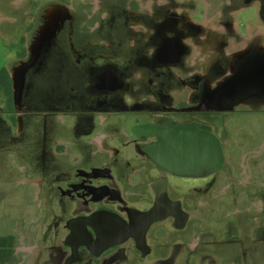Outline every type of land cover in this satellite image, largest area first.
<instances>
[{
    "label": "rangeland",
    "instance_id": "374dc122",
    "mask_svg": "<svg viewBox=\"0 0 264 264\" xmlns=\"http://www.w3.org/2000/svg\"><path fill=\"white\" fill-rule=\"evenodd\" d=\"M102 1L103 6L100 0H0V10L4 13L18 15L20 12L23 16L21 29L23 28L22 35L24 33L28 52L26 51V56L21 63L22 67L36 58L32 66L24 67L19 92L16 89L17 84L13 88L10 86V89L7 83L0 84V92L3 94L0 99V114L6 111L14 115L9 116L8 124L6 126L4 124L0 129V132H8L10 137H0V142H5L10 164L19 170L18 174L26 175L24 180L0 185V236L9 233L10 239L15 240L19 238L20 233L19 247H25L23 256L25 254L31 256V261H27L26 264H50L49 257L55 254V249L52 247L57 243L61 246L60 241L65 231L63 225L72 215L70 213L72 203L62 194L67 190V182L75 178V172L78 166L80 167V163L72 162L65 154L66 140L73 139L70 145L74 146L76 151L73 152L74 154H82L86 159H91V150L95 151V144L100 143V139L96 141L91 138L97 126H100L96 120L97 113H100L102 119L109 116V119L101 124V128L107 131L102 133L107 134L108 137L102 139L103 148L106 149L107 145L112 144L118 149L124 148V152L126 150V154L123 152L115 154L112 151L100 153L107 154L105 162L114 161L120 157L124 159L125 155L129 158L135 152L133 144L137 142L132 141L125 145V139H141L137 132H116L121 129L128 131L130 128L129 125L128 129L124 127L126 125L122 121V115L113 114L118 115L119 118L110 120L109 112L118 110L124 112L123 110L129 106L114 103L113 97L108 98V94H104V100L100 99V71L106 64V59L100 57V32L106 34V39L115 40L114 37L118 31L120 35L127 34L126 22H130L129 18H131L127 6L122 5L119 9L110 4L113 0ZM6 5L9 11L7 7H4ZM248 11L243 16L247 17L254 13L253 10ZM53 15L59 19V23L52 29V38L43 43L37 54L35 45L39 35ZM101 15L106 18L101 21L100 26ZM119 16H121L120 21L117 20ZM39 22L40 27L35 32ZM32 30L34 33H31ZM8 33H13L11 27ZM0 42L6 45L11 41L0 33ZM11 51H14L13 47ZM115 56L117 55L113 54V57ZM115 64L117 66L119 63L115 62ZM11 70L16 72V66H11ZM18 97H21L22 105L15 109L19 111V114L13 105V100ZM100 107L108 113L100 112ZM12 109L13 111H10ZM78 110H86L88 115L83 119L85 122L76 126L78 130H81L82 125V132H71L67 123L72 118L74 121L78 118L71 112ZM53 118H56L58 122V132H45L47 146L44 153L36 152V158L27 160V156H34L35 152L25 143V147L29 149L28 152L25 149L26 153H23L20 139L15 132L22 131L18 129L20 126L24 127V132H30L32 125L37 126L38 119L42 123L46 119V123L54 127ZM42 127L49 129L47 125L42 124ZM127 133L129 136H125ZM88 137L93 140V143L88 146L89 152H83L84 146L81 145L84 142L81 141ZM101 161L104 160L100 157V163ZM227 176L236 179L233 189L227 187ZM244 177L240 175L239 170L224 166L220 172L205 181L198 178L178 177V180L185 185L178 181L177 184L172 182L177 190V192L174 191V195L184 198L185 204L190 209L191 216L187 225L191 231L187 234V242L180 238L184 234L157 232L168 244L170 253L176 249L174 246L182 243L184 251L188 254L185 255V253L183 256L185 260L197 253L199 264H211L207 259H203V256L207 254L213 256V251H208L212 247L210 243H218V247H224L227 240L226 230L229 226H232L231 230L235 231L233 233L235 236H238L242 230L243 236H246L249 243H253L251 236L254 234L256 237H262L264 196L263 199L246 198L245 194L250 190L244 187L246 183ZM220 180L224 182L222 186H217L213 192L206 190L212 183H218ZM200 182H202L201 185L205 184L202 187L206 189L194 190L193 186ZM16 242L18 244V239ZM228 248L232 250L230 258L237 261V264H264V241L252 246L229 245ZM223 251L224 249H217V252L224 255ZM6 255L7 248L0 247L1 262L3 261L1 257ZM215 258L218 259L216 264H230L228 259L221 260L219 254ZM169 264L176 263L169 262Z\"/></svg>",
    "mask_w": 264,
    "mask_h": 264
},
{
    "label": "flooded vegetation",
    "instance_id": "af4514ba",
    "mask_svg": "<svg viewBox=\"0 0 264 264\" xmlns=\"http://www.w3.org/2000/svg\"><path fill=\"white\" fill-rule=\"evenodd\" d=\"M100 3L101 6L104 5L102 0H100ZM110 4L117 6L119 9L122 5L127 6L130 10L129 15L131 14L130 22H126L127 34L120 35L118 31V34L114 37L115 40H109L106 39L104 32H100V57L106 59V64L100 71V99L104 100V94H108V98L113 97L114 103L129 106V108L123 110L124 112L121 110L109 112L111 114L110 120H115L116 117L119 118L118 115H113L119 114L123 117L122 121L126 125L124 127L128 129L127 126H130L128 131L121 129L116 132H140L137 127L144 124L166 127L200 126L220 135L225 152L229 139L221 135L224 123L223 116L231 115L235 108L232 104H227L225 111L210 110L206 111V115H204L201 112L199 100L194 98L197 86L192 85L190 80L186 81L185 73L181 70H187V76L195 80V77L199 78L201 76L195 75L192 77V73L207 72L206 68L210 63L216 62L217 57L225 58L224 48L232 41L238 45L245 41L250 44L251 50L260 45L259 42L263 43L264 0H113ZM249 9L253 10L254 13L249 17L243 16ZM104 18L106 17L100 16V26ZM246 21L251 22L249 31ZM242 23L245 25L244 28H242ZM154 51L155 53L152 55ZM113 54L117 56L113 57ZM115 62L119 64L116 66ZM163 67L176 68V79L181 83L183 90L190 91L189 97L184 101L185 103L183 102L178 106L151 108L150 102H154L156 96L149 91H145V89L148 85L157 86V81L154 79L158 75L157 70ZM218 67L223 71L226 69L224 63H221ZM205 76H209L208 72ZM101 111L108 113L100 107ZM71 112L75 113L78 118L75 121L72 118L67 123L68 126L74 128L75 132H82V125L81 130H78L76 126L85 122L83 119L87 117V111ZM96 115L100 131H94L91 138L96 141L100 139V143L95 144V151L91 152V159H86L82 154H74L70 147V141L66 142L65 154L72 162L80 163V167L78 166L76 169L75 178H71L67 182V190L62 194L72 203L73 207L70 210L72 215L71 218L66 219L63 225L65 231L60 241L61 246L58 243L54 247L51 246L52 249H55V254L49 257L50 264H134L128 255L130 246L138 251L142 257H147L150 254L146 246L149 229L146 232L145 240L142 242V237L138 236L139 226H137L135 235H130L122 240L123 242L100 252L102 246L115 242V239H120L118 236L114 237L116 234H111V232L103 229L100 222L102 212L108 211L119 214L120 211H116L113 206L114 203L119 204V209H123L124 216H122L125 218L123 220L129 219L131 209L135 212L140 211L134 208L130 209L128 200L123 198L119 192L120 188L115 176L112 174V170L108 171V169H112L113 166L117 165L118 159L107 162L101 161L102 163L98 159L100 153H104V151L109 153L114 151L116 154L121 150L117 151L110 144H106V149L103 148L102 139L108 137L107 134L102 133L107 131L101 128V124H104L109 116L106 117L107 119H102L100 113ZM128 115L130 117L127 118ZM201 117H206L207 120L203 121ZM136 118L138 120L134 121ZM138 135L141 136V139H125L124 144L128 145L132 141L137 142L133 144V151L139 154L141 161L143 160L151 167L156 168L159 177L168 175L169 173L160 169L144 151L145 146L158 140L159 136H146L140 133ZM125 136H129L128 133ZM86 139L88 145L93 143L90 137ZM108 143L111 142L108 141ZM247 155L246 153L245 160ZM96 156L97 160L91 166L86 167L84 165L85 162H91ZM239 173L243 177L245 175L244 182L246 183L244 187L250 190V197L263 199L264 182L254 183L253 174L249 171L246 161H244L242 170H239ZM211 176L202 179L207 180ZM226 178L228 189H233L236 179L230 176ZM223 183L220 180L218 183H212L207 189L196 184L193 189L196 191L206 189L213 192L217 186H222ZM104 186L116 189L119 192L120 199L106 195L100 201L101 191L105 189ZM156 188L157 191H161L162 185L157 184L155 190ZM138 196L144 197L145 194L139 192ZM74 220L77 222L71 224L70 222ZM231 227L229 226L226 230V243L252 246L264 241V233L261 238L256 237L254 234V236H251L253 243H249L246 236H243L242 230L238 236H235L233 234L235 231H232ZM141 228L143 227L141 226ZM8 234L0 236V247L7 248V255L1 257L3 261L0 260V264L7 262L12 264V262L22 258L24 253L23 247H19L21 242L20 233L19 238H15V240L10 239ZM229 234L231 235L228 236ZM256 234H259V232H256ZM4 236L7 238H2ZM186 237L185 235L180 236L183 241L187 242ZM16 239H18V244ZM174 248L176 249L173 253L171 252L164 259H158L154 264L176 263L178 257L184 252V247L181 243L174 246ZM213 256L207 254L203 256V259H207L208 263L216 264L217 259ZM232 264H237V261H233Z\"/></svg>",
    "mask_w": 264,
    "mask_h": 264
},
{
    "label": "crops",
    "instance_id": "0c3cea01",
    "mask_svg": "<svg viewBox=\"0 0 264 264\" xmlns=\"http://www.w3.org/2000/svg\"><path fill=\"white\" fill-rule=\"evenodd\" d=\"M4 7H7L6 9L9 11L7 5ZM31 10H33V7H31ZM249 16L250 15H248V17ZM21 17L23 16L20 12L18 15L17 13L10 15V12L8 14L7 12L4 13L3 10H0V33L4 34L6 38L11 41L10 43L7 42L6 45H3L0 42V84L7 83L9 89L10 86L13 88L17 82V72L24 71L20 69L22 67L21 63L26 56V51L28 52L27 45H25L24 33L22 35L23 28L21 29V27L23 22ZM120 19L121 18H118L117 20L120 21ZM246 23L249 31L251 22L246 21ZM252 24H254V22H252ZM241 25L242 28H244V23ZM10 27L13 33H8ZM39 27L40 22L35 32ZM236 27L238 28V25ZM33 30L30 32L34 33ZM259 44L260 45L251 50L250 44L245 41L242 42L241 45L232 41L231 44H228L226 52H235L231 57H217L216 62H214L209 68L210 63L208 68H206L209 76L204 75L199 78L195 77L194 80V78L187 76V70H181V72L185 73V80H190L192 85L195 84L197 86L194 98L199 100L200 109L204 115H206V111L210 110L225 111L227 109V104H232L233 108H235L231 115L223 116L224 123L221 135L224 138L227 137L229 139L225 150V166H228L232 170H242V165L244 161H246L249 171L253 174L255 184L264 182V40L263 43L259 42ZM10 46L13 47L14 51H11L12 47ZM221 63L226 65L225 71L219 69L218 66ZM11 66H16V72L11 70ZM157 72L158 75L154 79L157 81V86L148 85L145 89V91H149L156 96V100L150 102L151 108H158L159 106H178L188 99L190 91L183 90L181 83L177 81L175 73L177 72L176 68L163 67L157 70ZM207 72L204 71L203 73ZM229 72L230 75H225ZM216 81L219 82L213 89L211 84H215ZM2 96L3 94L0 92V99ZM4 99L5 96L3 100ZM13 105L14 109L15 107L21 106V97L14 99ZM10 111H13V109ZM2 112L3 113L0 114V129L4 124L5 126L8 124L9 116H14L11 112ZM137 120L138 119L136 118V121ZM201 120L204 121L207 120V118L201 117ZM46 122V119L43 123L38 119L36 122L38 123L37 126L32 125L29 129L30 132H24V127L21 126L18 129H21L22 131L15 132L20 139V147L23 150V153H26L25 149L28 152V147H32L35 152L34 156H27V160L36 158V152L44 153V149L47 146L45 132H58V122L56 118L52 119L54 127H52V124L49 125ZM42 124L47 125L49 129L46 130L42 127ZM70 129L71 132L75 131L72 127H70ZM96 130L100 131V126H97ZM0 137L5 138L10 136L8 135V132H0ZM237 138L239 140L238 143ZM67 141L72 142L73 139L68 138L66 142ZM81 142H84L81 145L84 146L83 152H89L87 139H82ZM25 143L28 147H25ZM110 145L111 147L116 148L117 151L121 150L118 149L116 145ZM5 146V142H0V185L12 184L16 180H24L26 178L24 173L18 174L19 170L10 164L9 153L6 152ZM70 147L72 152H76L74 146L70 145ZM51 149L54 152V147ZM123 150L124 148L121 152L126 154V150L125 152ZM92 151L93 149L91 152ZM113 152L114 151H112V153ZM245 153L248 154L246 160L244 157ZM125 156L124 159L123 157H120V159L118 158L117 165L113 166L110 170H112V174L116 178L121 196L128 200V206H130V209L134 208L140 212H145L150 209L156 201L157 188L155 190V186L157 184H161L162 186L164 184L169 199L171 201L179 202L181 205L182 213H173V215L158 220L150 226L146 242L150 254L147 257H142L133 247H129L128 255L134 264H154L158 259H164L170 255L168 244L161 239V235H158L157 232H166L167 234L179 233L187 236L191 231L187 225V221L190 220L191 216L190 209L185 204L184 198L174 195V191L177 192V190L173 187V183L175 182L177 184L178 181L182 185L185 184L178 180V177L181 176L168 174L165 177H159L157 169L151 167L147 162L143 160L141 161L139 154L135 152H133L129 158ZM100 157L104 161L107 160V154H101L98 156L99 160ZM96 160L97 156L94 157L91 162H85L84 165L89 167ZM174 176H176V178ZM201 180L205 181L206 179L201 178ZM201 183L202 182H200L198 186L201 187L202 185H205H201ZM139 192H143L145 196H138ZM245 195L246 198H249L250 192ZM113 206L116 208L117 212L120 211L119 214H121V216L124 214L123 209H119V204L114 203ZM177 218H179V220H177ZM235 244L239 243H226L223 245L224 247H218V243H210L212 247L208 251H213L215 257L219 254L221 260L224 261L228 259V262L232 264L234 259L230 258L232 250H230L228 246ZM23 249L25 252V247H23ZM217 249H224V255L217 252ZM185 253L186 251L178 257L176 264H199V254L194 253L195 255L192 258L185 260L183 257ZM185 255L188 254L186 253ZM30 257L29 254H25L16 262H12V264H26L27 261H31ZM9 263L10 262H7L5 264Z\"/></svg>",
    "mask_w": 264,
    "mask_h": 264
},
{
    "label": "water",
    "instance_id": "95a60500",
    "mask_svg": "<svg viewBox=\"0 0 264 264\" xmlns=\"http://www.w3.org/2000/svg\"><path fill=\"white\" fill-rule=\"evenodd\" d=\"M137 128L140 129V132L137 133L142 135L159 136L158 140L148 143L144 151L160 169L169 174L185 178H205L224 168L223 141L218 134L204 127H166L144 124ZM103 188L105 189L101 191L100 201L106 195L120 199L119 192L116 189H110L108 186ZM173 213H182L181 205L179 202L169 199L164 184L161 191H157L156 201L147 212H135L131 209L129 219L126 220H123L125 218L117 213L102 212L100 215V218H102L100 219L101 226L111 234H116L114 235L115 238L118 236L120 239H115V242L102 246L100 252L123 242L122 240L130 235H135L137 226L140 229L138 230V236L142 237L143 242L147 230L154 222L173 215ZM76 222L74 220L70 223L75 224Z\"/></svg>",
    "mask_w": 264,
    "mask_h": 264
},
{
    "label": "bare ground",
    "instance_id": "6f19581e",
    "mask_svg": "<svg viewBox=\"0 0 264 264\" xmlns=\"http://www.w3.org/2000/svg\"><path fill=\"white\" fill-rule=\"evenodd\" d=\"M59 23V19L56 18L54 15L49 19V22L48 24L43 28V30L41 31L40 35H39V38L37 40V43L35 45V51L36 53L38 54L40 48L42 47L43 43L46 41V40H50L52 38V35H53V32H52V29L55 27V25H58ZM36 54V55H37ZM36 58L33 59V61L31 63H26L24 64V66L22 67V70L24 69V67L26 66H32L33 62H35ZM26 69V68H25ZM22 72H17V75L16 76V89H17V92H19L20 90V87L22 85Z\"/></svg>",
    "mask_w": 264,
    "mask_h": 264
},
{
    "label": "clouds",
    "instance_id": "9594fccd",
    "mask_svg": "<svg viewBox=\"0 0 264 264\" xmlns=\"http://www.w3.org/2000/svg\"><path fill=\"white\" fill-rule=\"evenodd\" d=\"M183 43H184V41H183ZM228 47V45L224 48V51H223V54H224V56L225 57H231L232 55H233V53L235 52H231V53H228V52H226L225 51V49ZM240 50V49H239ZM238 51V50H237ZM155 53V51L152 53V55ZM151 57V56H150ZM212 64V63H211ZM211 64L209 65V68H210V66H211ZM195 75H200V76H204V75H206V73H192V77L193 76H195ZM225 75H230V72L229 73H226ZM219 81H216L215 82V84H211V87L214 89L216 86H217V83H218Z\"/></svg>",
    "mask_w": 264,
    "mask_h": 264
}]
</instances>
